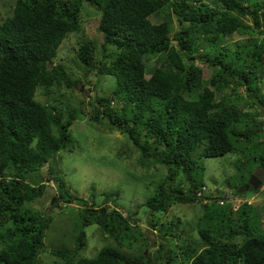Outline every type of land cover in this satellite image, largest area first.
Listing matches in <instances>:
<instances>
[{"label": "trees", "instance_id": "obj_1", "mask_svg": "<svg viewBox=\"0 0 264 264\" xmlns=\"http://www.w3.org/2000/svg\"><path fill=\"white\" fill-rule=\"evenodd\" d=\"M84 2L99 11L102 46H111L114 55L109 62L94 61L88 38L76 50L81 79L94 72L115 77L112 96L87 102L91 119L126 134L141 165L166 168L141 204L152 216L160 219L174 204H200L198 236L179 228L178 219L151 221L161 235L175 237L172 247L160 239L152 252L127 255L120 248L124 242L145 250L151 242L107 204L116 202V192L104 193L99 204L94 193L91 201L80 198L68 191L57 169L59 152L76 145L70 126L79 112L60 105L59 97H53L56 104H45L35 94L41 87L48 95L52 86L81 83L70 80L67 68L53 59L68 34L81 30ZM168 9L180 21L176 44L169 22L150 20ZM234 32L246 37L234 47L223 44ZM204 67L211 70L208 77ZM261 82L264 0H16L0 24V264H45L43 253L55 256L54 264H264L263 221L254 223L261 215L257 208L246 201L233 209L220 203L222 196L203 191L206 157L241 154L235 183L226 181L236 194L257 166L264 168ZM45 179L56 183L51 211L31 204L45 194ZM59 201L83 204L76 211L74 246L46 249L43 239L55 225L51 212ZM91 224L117 244L82 255Z\"/></svg>", "mask_w": 264, "mask_h": 264}, {"label": "rangeland", "instance_id": "obj_2", "mask_svg": "<svg viewBox=\"0 0 264 264\" xmlns=\"http://www.w3.org/2000/svg\"><path fill=\"white\" fill-rule=\"evenodd\" d=\"M16 0H0V24L10 14ZM160 13V12H159ZM99 11L93 6L84 2V6L80 13L81 30L78 32L69 33L59 46L56 57L53 59V64H63L68 70L70 80L78 79L81 83L67 87L66 84L52 86L50 93L44 94L42 87L37 89L35 98L45 104H56L53 100L58 98L60 105L65 104L70 107H75L79 112V118L70 126V132L76 141L73 149H66L59 152L56 157V166L59 172L65 177L66 188L68 191L80 198L91 201L90 194L94 193V199L97 204L102 203L106 192H116V204L107 202L111 207L116 206L118 210L127 216L130 223L134 226V231L137 235L142 232L145 239L150 240V245L145 250L143 245H129L124 242L120 248L127 255L140 252H152L156 248L157 242L161 239L169 242L170 246H174L175 237L161 235L157 229H153L150 225L151 221L157 217L152 216L150 211L143 205L144 200L154 191L155 183L166 174V168L160 164L147 163L141 165L139 162V151L134 147L126 134L119 130L108 129V127L100 126L91 119L92 108L87 103L89 100L95 101L98 96H112V89L115 86V77L112 75H99L91 73L87 80L80 77V70L75 64L76 50L81 41L88 38L92 41L94 47V61L104 59L109 62L113 59V48L108 46L104 48L103 35L98 32L97 26L99 22ZM152 22L167 21L171 24L169 36L172 38V43L176 44L173 37L178 30L180 21L173 14L171 9L165 13L151 15ZM182 26L187 23L183 22ZM246 35L234 32L227 35L223 39V44H231L235 46V42L243 39ZM263 37V36H261ZM106 55V57H105ZM154 58L147 59V64H154ZM196 64H203L196 61ZM211 70L204 67L203 74L209 76ZM148 77V74L147 76ZM261 92L264 95V83H259ZM238 91L244 94V89L239 86ZM85 94V96L83 95ZM116 105V103L114 102ZM263 118V114L259 119ZM243 157L241 154L228 153L217 157L204 158V183L203 190L207 195L216 194L223 196L233 191L226 181L230 180L231 185L235 183L234 176L238 173L236 170L237 159ZM253 165L255 164L254 161ZM262 167V166H259ZM45 173V172H44ZM47 175L45 174L44 177ZM35 179V178H34ZM45 194L40 198L31 202L34 208H41L46 211H51L49 205L53 199L55 202L56 183L53 180H46ZM244 194H237L238 202H242L243 198L251 201L257 209V212L262 213L258 216L256 225H260L264 218V187L257 191L247 190ZM232 197V196H229ZM235 201V199L233 200ZM235 202V204H238ZM83 204L67 205L62 201L58 202L52 210L53 229L46 233L43 239L46 249L50 247H58L68 242L69 246H74L72 241V233L78 220L77 210ZM135 212V213H134ZM201 214L200 204H174L169 207L159 221H171L178 219L179 228L187 227L189 232L195 236L197 217ZM263 217V218H262ZM60 220L63 224H59ZM262 220L260 223L259 221ZM57 222V223H56ZM63 226V227H62ZM52 227V225H51ZM87 233V245L80 251L84 256H93L100 247L106 243L117 244L115 240L107 239L106 234L97 228L96 224H91L85 228ZM50 232V233H49ZM141 243L143 241H136ZM55 256L49 253H43L42 259L45 264H54Z\"/></svg>", "mask_w": 264, "mask_h": 264}, {"label": "water", "instance_id": "obj_3", "mask_svg": "<svg viewBox=\"0 0 264 264\" xmlns=\"http://www.w3.org/2000/svg\"><path fill=\"white\" fill-rule=\"evenodd\" d=\"M264 182V168L257 166L251 175L249 176L248 181L242 187H240L237 192H245L252 187L254 190H257L259 186Z\"/></svg>", "mask_w": 264, "mask_h": 264}, {"label": "clouds", "instance_id": "obj_4", "mask_svg": "<svg viewBox=\"0 0 264 264\" xmlns=\"http://www.w3.org/2000/svg\"><path fill=\"white\" fill-rule=\"evenodd\" d=\"M264 187V182L259 186V188L257 189V190H254L252 187V190L253 191H255V193H257V191H259V190H261L262 188ZM203 189H205V187H203ZM239 193V192H238ZM242 194H244L243 192H241ZM216 195V194H215ZM235 195H237L236 193H234V192H231V193H229V194H225V195H223L222 197H221V204L224 202H229V203H231L232 204V207H233V209H237L238 208V205L240 204V203H242V202H249V203H251V201H248L246 198H243V201L242 202H238V200H236V199H238V197H235ZM239 195V194H238ZM229 196H232V197H229ZM235 199V201H233ZM235 202H238V204H235ZM252 204V203H251ZM263 213H264V211H263ZM261 215H262V213H260ZM263 218V217H262ZM263 226H264V218H263Z\"/></svg>", "mask_w": 264, "mask_h": 264}]
</instances>
